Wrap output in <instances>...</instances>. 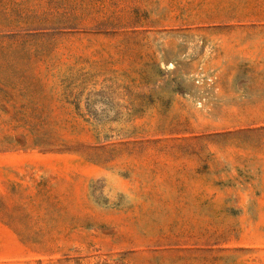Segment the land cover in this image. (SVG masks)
<instances>
[{"label":"rangeland","instance_id":"obj_1","mask_svg":"<svg viewBox=\"0 0 264 264\" xmlns=\"http://www.w3.org/2000/svg\"><path fill=\"white\" fill-rule=\"evenodd\" d=\"M0 264H264V0H0Z\"/></svg>","mask_w":264,"mask_h":264}]
</instances>
